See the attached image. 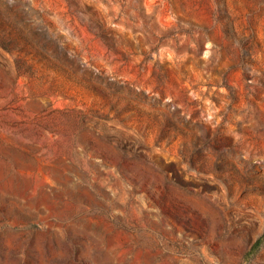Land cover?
<instances>
[{
  "label": "rangeland",
  "instance_id": "1",
  "mask_svg": "<svg viewBox=\"0 0 264 264\" xmlns=\"http://www.w3.org/2000/svg\"><path fill=\"white\" fill-rule=\"evenodd\" d=\"M262 235L264 0H0V264H264Z\"/></svg>",
  "mask_w": 264,
  "mask_h": 264
},
{
  "label": "trees",
  "instance_id": "2",
  "mask_svg": "<svg viewBox=\"0 0 264 264\" xmlns=\"http://www.w3.org/2000/svg\"><path fill=\"white\" fill-rule=\"evenodd\" d=\"M99 34V33H97ZM102 36V35H100ZM104 38V37H103ZM106 40V39H105ZM2 44V43H1ZM2 46L8 50L9 47H7V45H3ZM264 239V235H262L261 237H259L255 243L252 245V247L249 249V251L247 252V258L250 257L251 254L255 253L256 250L260 247L261 243L263 242Z\"/></svg>",
  "mask_w": 264,
  "mask_h": 264
}]
</instances>
